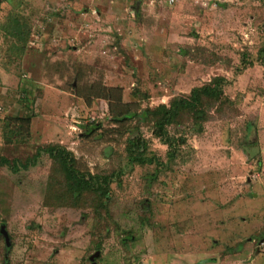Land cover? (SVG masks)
Returning <instances> with one entry per match:
<instances>
[{
  "label": "rangeland",
  "instance_id": "1",
  "mask_svg": "<svg viewBox=\"0 0 264 264\" xmlns=\"http://www.w3.org/2000/svg\"><path fill=\"white\" fill-rule=\"evenodd\" d=\"M219 76L229 101L202 133L170 129L187 144L155 182L154 165H129L138 132L119 134L107 90L114 110H151ZM27 115L30 137L7 143L4 120ZM140 131L167 163V142ZM55 144L92 174L119 173L110 201L57 198L45 154L0 165V264H92L98 251L97 264H264V0H0V156L26 163Z\"/></svg>",
  "mask_w": 264,
  "mask_h": 264
},
{
  "label": "trees",
  "instance_id": "2",
  "mask_svg": "<svg viewBox=\"0 0 264 264\" xmlns=\"http://www.w3.org/2000/svg\"><path fill=\"white\" fill-rule=\"evenodd\" d=\"M17 27H15L13 37L21 41L23 36L22 42H26L22 28ZM243 60L246 66L248 57L245 56ZM228 83L224 77H215L210 83L193 88L188 96L175 97L169 104H161L151 110H140V101L137 105L138 109L133 110V104H124L122 100H118L121 109L114 110L112 108V91L107 90L108 93L104 95L103 99L108 103L114 124L121 125L122 132L119 134L123 136L126 133L138 132V135L134 137L129 135L126 140L125 153L129 165L139 167L154 165L156 167L155 172L150 175L149 181L155 182L159 172L175 162L180 155L181 147L187 144L184 136L168 138L170 129L176 126L190 125L193 131L202 133L204 124L208 120L207 109L214 104L224 105L229 101L224 94V87ZM142 99L148 100L149 98ZM31 120L32 116L30 115L22 118H6L4 120L6 142H11V136L17 137L20 143L25 142V139L27 140L30 137ZM18 121L19 124L15 125L14 123ZM140 123H145L149 127L152 125L154 136L167 142L166 145L169 149L167 163L162 162L150 152L149 143L141 134ZM101 127V124H92L89 132L100 130ZM43 154L47 155L52 161L48 189L55 187L53 191L57 198L63 199L71 207L83 205L87 198H93L96 203L102 204L110 201L111 186L114 178L118 177L119 173L92 174L90 171L82 169L74 153L60 144L40 148L39 152L26 163H21L18 160L11 162L0 156V165L1 167L10 168L14 173H18L20 170H27L32 165H36ZM97 249L100 250L101 247Z\"/></svg>",
  "mask_w": 264,
  "mask_h": 264
},
{
  "label": "water",
  "instance_id": "3",
  "mask_svg": "<svg viewBox=\"0 0 264 264\" xmlns=\"http://www.w3.org/2000/svg\"><path fill=\"white\" fill-rule=\"evenodd\" d=\"M1 234L4 236L7 246H10V238L9 234L4 226L1 228ZM100 252H96L93 256L90 257V261L92 264H97L96 260L100 257Z\"/></svg>",
  "mask_w": 264,
  "mask_h": 264
}]
</instances>
